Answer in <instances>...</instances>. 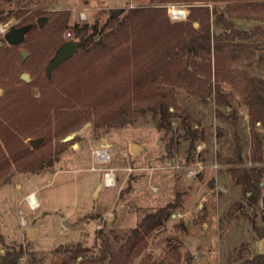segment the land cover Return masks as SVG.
<instances>
[{
  "label": "rangeland",
  "instance_id": "rangeland-1",
  "mask_svg": "<svg viewBox=\"0 0 264 264\" xmlns=\"http://www.w3.org/2000/svg\"><path fill=\"white\" fill-rule=\"evenodd\" d=\"M154 2L2 0L1 9L5 13L25 9L26 14L40 10L44 14H36L33 21L44 16L46 19L39 29L52 32L55 24L50 15L55 11H68L69 25L92 24L97 20L101 27L110 8L152 6ZM178 2L163 5L169 21L186 20L188 6L207 5L214 30L220 31L217 16L221 11L237 27L250 29L255 24H264L261 19L264 0L250 1L254 5L247 0ZM172 5L186 10L185 19L169 18L168 9ZM194 23L197 27L198 22ZM21 25L13 15L0 22V38L10 26ZM58 36L68 41L73 32L67 29ZM35 38L34 34L26 35L14 48L16 54L6 42L0 47L1 106L20 97L22 89L38 97L41 83L47 85L44 87L47 92L49 87L63 82L65 70L72 71L77 66L75 54L79 50L70 61L50 72L48 82L44 75L47 60L40 69L25 62L30 56L28 47ZM112 42L116 44L115 40ZM54 50L44 51V56L51 59ZM251 50L237 61H228V67L264 78V43H258ZM21 51L27 53L24 58ZM210 57L212 63V53ZM196 58L198 62L207 61V57L203 59L200 55ZM21 73L29 75V81ZM197 74L198 81L204 77ZM208 79L211 94L204 92L203 95L175 82L163 84L172 90L179 106L178 115L171 118L172 133L159 129L158 117L149 111L135 112L133 121L123 126L98 127L94 124L97 114L90 110L88 114L81 113L72 126L65 124L64 119L55 120V110H51L48 122L45 118L37 128L24 127L22 133L17 131L19 143L32 151V158L38 157L44 162L34 170L22 169L13 163L0 176V254L5 250L3 244H10L20 252L18 264H59L67 257L68 248H85L87 254H96L101 242L98 229L106 231L110 241L118 246L146 213L168 204L172 206L171 214L151 233L144 251L130 264H238L264 252V173L258 202L253 203L229 170L237 167L230 161L237 153L244 166L252 164L246 104L241 94L228 81H223L224 102L218 106L213 74ZM106 112L107 108L101 109L102 114ZM0 121L7 120L1 117ZM187 123L198 131L193 141ZM60 124L67 126L58 128ZM256 131L262 136L260 165L264 166V129L257 124ZM41 134L43 140L32 148L28 140ZM68 135L73 138L64 141ZM102 146L107 149L108 160L98 162L94 151ZM106 171L113 173V184L108 186L103 183ZM30 193L37 200L34 208L26 200Z\"/></svg>",
  "mask_w": 264,
  "mask_h": 264
},
{
  "label": "trees",
  "instance_id": "trees-1",
  "mask_svg": "<svg viewBox=\"0 0 264 264\" xmlns=\"http://www.w3.org/2000/svg\"><path fill=\"white\" fill-rule=\"evenodd\" d=\"M1 1L0 22L3 23L13 15L23 25L30 26L24 38L29 34L36 37L28 47L30 56L26 63L37 66V69L46 60L48 64L52 58L47 59L44 51L54 50L56 46L57 49L66 43L58 33L67 29L72 30L70 41L75 43L76 52H79H75L77 66L72 64L75 69L62 73L63 82L56 83L53 88L49 87L47 92L44 89L47 85L41 83L38 97L33 96L28 89H22L19 91L20 97L4 106L0 105V118L7 120L6 123L0 121V176L13 163L29 170L42 165L44 161L41 158L33 159L32 151L19 143L17 131L22 133L24 127L37 128L39 121L42 122L45 118L48 122L51 110H55V120L64 119L68 126H72L81 113L88 114L90 110L97 114L94 115V124L98 127L123 126L133 121L135 112L149 111L152 116L158 117L159 129L172 133L174 130L171 118L178 115L176 109L179 106L172 90L164 88L163 84L175 82L194 93L211 94L212 87L208 78L213 74L215 103L218 106L224 102L221 87L223 81H228L241 94L246 104L252 164L244 166L237 153L230 159L237 167L233 166L229 170L235 183L243 187L246 198L253 203L258 202L264 166L260 165L263 161L262 136L256 131V125L259 124L264 129V78L252 76L243 69H229L228 61H237L242 54L248 53L246 51L258 47V43H264V24H255L250 29L237 27L221 11L217 16L220 25V31H217L212 28L207 5L188 6L186 20L173 22L168 20L163 5L176 1L206 0H155L152 6L110 8L101 27L97 20L92 24L76 22L69 25V12L55 11L50 15L55 27L52 32H45L33 21L36 14L42 15L44 12L36 10L26 14L27 10L20 9L5 13L1 9ZM250 1L253 0H247L250 5L256 4ZM261 19L264 21V17ZM195 21L198 22L197 27L193 25ZM114 40L115 45L112 42ZM11 46L14 50L17 45ZM199 55L203 59L207 57V61L198 62L196 56ZM71 57L58 66L66 64ZM45 68L44 75L49 82L51 73L47 75ZM198 72L205 78L200 77L198 81ZM49 91L52 93L49 94ZM106 108V114H102L101 109ZM64 126L67 125L60 124L58 128ZM186 127L193 141L198 137V131L188 123ZM41 137L43 140L42 134ZM171 207L168 204L146 213L138 225L121 239L118 246L110 241L106 231L98 229L101 242L96 254H87L85 248H68L67 257L59 264H130L144 251L151 233L165 223L171 214ZM3 245L5 250L0 254V264H18L20 252L10 244ZM238 264H264V252L241 260Z\"/></svg>",
  "mask_w": 264,
  "mask_h": 264
},
{
  "label": "water",
  "instance_id": "water-1",
  "mask_svg": "<svg viewBox=\"0 0 264 264\" xmlns=\"http://www.w3.org/2000/svg\"><path fill=\"white\" fill-rule=\"evenodd\" d=\"M45 19L46 18L44 16L38 17L36 20V24L39 25V27H42L43 26L42 24L45 21ZM29 28H30L29 25H21L20 27L10 26L3 33L2 39L0 38V47L4 45L5 42L9 45L20 44L23 41L24 35L28 31ZM76 50H77L76 45L72 40L71 41L68 40L66 43L58 47L56 51L54 52L52 59L46 65V68H45L46 74L49 75L50 72L55 69V67H57L63 61L69 59L71 55L76 52ZM26 54L27 53L25 51H21L22 58H24ZM20 76L25 81H29L30 79L29 75H27L26 73H21ZM71 138H73V135H68L63 140L67 141V140H70ZM41 140H42V137L40 136L39 138L29 139L28 142L32 148H35L38 146V144H40ZM262 246L264 248V239H262Z\"/></svg>",
  "mask_w": 264,
  "mask_h": 264
},
{
  "label": "built area",
  "instance_id": "built-area-1",
  "mask_svg": "<svg viewBox=\"0 0 264 264\" xmlns=\"http://www.w3.org/2000/svg\"><path fill=\"white\" fill-rule=\"evenodd\" d=\"M168 15L169 18L172 20H183L186 17V10L184 8H179V7H175L174 5L170 6V8L168 9ZM94 157H96V160L98 162H105L108 160V152L107 149L105 147H100L97 148L94 151ZM104 177H103V183L104 185L108 186L113 184V173H111L110 171H106L103 173ZM108 175H111L112 177V181L108 180L106 181V178L108 177Z\"/></svg>",
  "mask_w": 264,
  "mask_h": 264
},
{
  "label": "bare ground",
  "instance_id": "bare-ground-1",
  "mask_svg": "<svg viewBox=\"0 0 264 264\" xmlns=\"http://www.w3.org/2000/svg\"><path fill=\"white\" fill-rule=\"evenodd\" d=\"M134 148V146H132ZM111 180L112 181V177L111 175H108V177L106 178V181ZM109 185V184H108ZM26 200L28 201L29 205L31 208H34L35 206H37V200L36 197L34 195V193H30L27 197Z\"/></svg>",
  "mask_w": 264,
  "mask_h": 264
},
{
  "label": "flooded vegetation",
  "instance_id": "flooded-vegetation-1",
  "mask_svg": "<svg viewBox=\"0 0 264 264\" xmlns=\"http://www.w3.org/2000/svg\"><path fill=\"white\" fill-rule=\"evenodd\" d=\"M2 39V38H1Z\"/></svg>",
  "mask_w": 264,
  "mask_h": 264
}]
</instances>
